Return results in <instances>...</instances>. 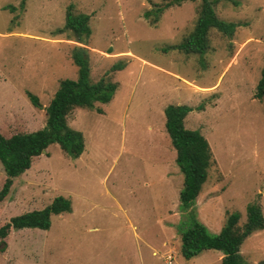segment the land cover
Returning <instances> with one entry per match:
<instances>
[{
  "label": "rangeland",
  "instance_id": "1",
  "mask_svg": "<svg viewBox=\"0 0 264 264\" xmlns=\"http://www.w3.org/2000/svg\"><path fill=\"white\" fill-rule=\"evenodd\" d=\"M171 1L26 0L21 8V0H0L4 137L45 126L59 83L77 78L74 48L87 50L92 82L105 77L117 85L109 103L68 115L84 140L80 157L51 144L14 179L0 204V226L59 196L71 212L52 216L47 231L11 230L0 264H220L215 250L181 255L183 176L165 129L169 105L194 109L184 127L199 131L212 154L192 208L197 219L218 234L232 213L242 230L250 204L264 218V97L255 96L264 67V0H209L219 20L238 26L231 37L210 30L203 54L174 49L193 32L202 0L167 7L154 21ZM70 5L89 16L84 44L56 33ZM119 63L123 69L112 71ZM4 177L0 163V186ZM240 254L247 264L264 260V229L244 240Z\"/></svg>",
  "mask_w": 264,
  "mask_h": 264
},
{
  "label": "trees",
  "instance_id": "2",
  "mask_svg": "<svg viewBox=\"0 0 264 264\" xmlns=\"http://www.w3.org/2000/svg\"><path fill=\"white\" fill-rule=\"evenodd\" d=\"M188 0H172L166 6L154 12V21L159 13L172 5H180ZM194 1V0H192ZM26 0H21L23 8ZM13 11L15 8L9 6ZM6 8V7H5ZM8 8V7H7ZM148 16V12L145 13ZM89 16L75 14L73 6L66 9L64 27L56 33L69 32L77 42L84 44L90 35ZM238 24L219 20L209 0H202L199 17L193 32L178 46L174 47L185 53L206 52L208 33L215 29L225 36L231 37ZM73 64L77 67L76 80H63L59 83L49 104L45 108V126L29 133H17L4 137L0 133V163L5 177L0 186V204L8 197L14 179L31 168L34 158L42 155L51 144H57L70 158L76 159L84 151L82 135L68 125V115L75 108L93 109L95 103H109L117 89V85L105 77L97 82L90 79V58L84 48H74L71 52ZM119 63L112 71L123 69ZM32 105L41 108L38 99L28 95ZM256 98L264 97V67L256 86ZM197 110L199 108H196ZM192 108L181 105H169L165 108V129L176 152V165L183 176V187L179 193L182 219L177 225L180 235L181 255L189 260L207 250H215L222 254L220 264H247L241 254L240 247L252 233L264 229V218L259 206L250 204L247 207V222L242 230L238 229L239 214L232 213L218 234L211 233L201 223L192 209L202 185L207 179V170L212 162V154L207 140L196 130L184 127V119ZM101 112V111H100ZM71 212V203L64 197H56L41 210H34L11 217L0 226V253L6 249L5 239L11 230L39 229L49 230L51 217Z\"/></svg>",
  "mask_w": 264,
  "mask_h": 264
},
{
  "label": "built area",
  "instance_id": "3",
  "mask_svg": "<svg viewBox=\"0 0 264 264\" xmlns=\"http://www.w3.org/2000/svg\"><path fill=\"white\" fill-rule=\"evenodd\" d=\"M170 260H171V258H170V257H168V258H167V263H170Z\"/></svg>",
  "mask_w": 264,
  "mask_h": 264
},
{
  "label": "water",
  "instance_id": "4",
  "mask_svg": "<svg viewBox=\"0 0 264 264\" xmlns=\"http://www.w3.org/2000/svg\"><path fill=\"white\" fill-rule=\"evenodd\" d=\"M258 264H264V260H262L261 262H259Z\"/></svg>",
  "mask_w": 264,
  "mask_h": 264
}]
</instances>
